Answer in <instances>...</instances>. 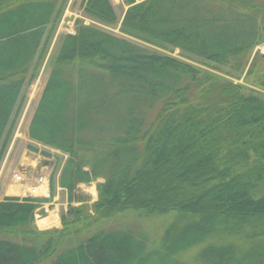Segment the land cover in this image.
<instances>
[{
	"label": "trees",
	"instance_id": "16d2710c",
	"mask_svg": "<svg viewBox=\"0 0 264 264\" xmlns=\"http://www.w3.org/2000/svg\"><path fill=\"white\" fill-rule=\"evenodd\" d=\"M124 2L120 33L160 50L92 25L59 35L28 135L66 156L68 209L61 229L39 230L48 199L0 201V264H167L194 246L193 264H264V96L166 53L241 71L264 39V0ZM64 3L0 0V162ZM83 7L118 23L111 0ZM247 73L264 90L263 56ZM97 178L85 205L78 185ZM127 211L178 223L158 246L127 229L93 230Z\"/></svg>",
	"mask_w": 264,
	"mask_h": 264
},
{
	"label": "rangeland",
	"instance_id": "374dc122",
	"mask_svg": "<svg viewBox=\"0 0 264 264\" xmlns=\"http://www.w3.org/2000/svg\"><path fill=\"white\" fill-rule=\"evenodd\" d=\"M85 0H64V6L62 8V11L60 13V17L57 20L56 24V30L53 36L46 40L42 50V58H39V54L41 53V50H39V54H37V60L41 61V65L39 66L38 71L36 72V76L31 82L27 83L24 90V104L21 109V112L19 114V118L17 120V123L14 128V132L12 134L11 140L9 142V145L6 148L4 157L0 164L3 162V167L5 168L4 171L9 174L10 182L12 183V186L19 187L20 183L19 181L15 180L13 175L16 174H23V182L27 180V178L31 174V170H34L33 176L35 178H43L45 175L48 174L47 181L43 179V181H38V185H43L40 189H34L31 188V190L27 191V196L36 195V197L44 198L43 196L46 194V190H44V187L47 188V185L50 186V181H53V194L55 195L56 202H60V204L63 205L65 203L66 198H68L67 191L66 194H57L59 190L56 188V179H58L61 167L64 163V160L66 156H63L60 152L49 148L47 146L41 145L35 141H33L29 135H28V127L30 120L32 118V115L36 109V106L39 102L40 96L42 94V91L47 83V80L49 78L51 69L53 67L51 60H53V57L55 55V48L57 45V39L60 34H68L67 31L71 33H75L76 27L79 24H85V25H92L97 28L106 30L112 34L126 37L129 40L139 44L142 47H147L150 49H156L160 50L150 44H146L138 39L128 37L126 35H123L119 31V23L123 17L124 12L127 9V5L124 2V0H111V4L113 5L115 12L118 17V23L116 25H108L105 23H102L96 19L90 18L89 16L84 14L83 11V5ZM166 53L171 54L172 56L179 58L183 61L192 63L193 65H196L200 69H203L204 71H207L208 73H211L212 75H215L216 77L228 80L233 82L234 84H238L244 87H248L250 89H254L257 92L261 93L264 96V90L257 88L251 84V78L248 77V70L250 69V64L257 56H263L264 57V39L260 41L259 44L255 45L248 57V62L246 65L242 68L241 71L235 72L230 69H226L224 67H215L211 68L210 66H205L204 64H201L196 58L193 60L191 59H184L182 57L181 52L178 49H175L174 51H166ZM75 68L74 72L75 73ZM76 80V75H74ZM28 152V154H27ZM32 167V168H31ZM34 168V169H33ZM29 171V172H28ZM102 178H97L94 181L90 183H83L80 184L78 187V195H81L83 197V202L85 205L91 206L95 201L97 200V183L102 182ZM42 183V184H41ZM48 186V187H49ZM64 193V191H63ZM52 198V197H50ZM45 199V198H44ZM78 202L73 203L76 205ZM68 209V207H67ZM66 210L61 209L59 212V218L60 221L56 225V218H52V220L47 219L46 217H43L45 215L44 210L38 211L34 224L36 225L37 229L39 230H49V229H61L62 223H61V217L64 215ZM176 214L175 213H168L166 215H156V214H147L144 212H136V211H127L121 215L115 216L114 218H111L109 220L104 221L103 223L99 224L94 229H113V228H122L127 229L130 231H133L135 233H139L143 236H145L146 242L148 243V246H158L160 242V238L163 233H165L168 226L174 223L176 225L178 221L176 220ZM49 220L51 224H45V221ZM53 221V223H52ZM43 222V223H41ZM53 224V225H52ZM88 233V232H86ZM202 246H194L191 248H187L182 250L179 254L173 255L171 258H169V263L171 264L172 261L179 260L180 262L193 264V260H195L194 256L198 249Z\"/></svg>",
	"mask_w": 264,
	"mask_h": 264
},
{
	"label": "crops",
	"instance_id": "0c3cea01",
	"mask_svg": "<svg viewBox=\"0 0 264 264\" xmlns=\"http://www.w3.org/2000/svg\"><path fill=\"white\" fill-rule=\"evenodd\" d=\"M27 154H28V152H27ZM4 169L5 168L3 167V162H2L0 164V201H2L5 197H8V196H20V197L27 196L26 192L31 190V188L34 187L33 190H35L36 188L40 189L43 187V185H38L39 184L38 180H37L38 178H35L33 176L34 170H31L30 176L27 178V180L22 182V184H20L19 187H16V186L13 187L12 183L10 182L9 174L7 172H5ZM46 176L48 177V174L45 175V177ZM56 188L59 190V192L57 193L58 195H59V193L66 194V190L59 187L58 179H56ZM44 190H46V194L43 197L48 198L50 196L49 187H47V188L44 187ZM63 191H64V193H63ZM32 196H36V195H32ZM55 198L56 197L54 195L48 201L42 203L41 206L38 207L37 212L39 210H44L45 215L43 217H46L49 220H52V218H54L53 220H55V218H56V225H57L58 222L60 221V218H59L60 210L61 209L66 210L68 205H69V202H68V198H66L65 203H63V205H62V204H60V202H56L57 198L56 199ZM73 203H75V202H73ZM76 205H78V204H76ZM36 215H37V213H36ZM50 217H52V218H50ZM49 220L45 221V224H51L49 222ZM52 223H53V221H52Z\"/></svg>",
	"mask_w": 264,
	"mask_h": 264
},
{
	"label": "bare ground",
	"instance_id": "6f19581e",
	"mask_svg": "<svg viewBox=\"0 0 264 264\" xmlns=\"http://www.w3.org/2000/svg\"><path fill=\"white\" fill-rule=\"evenodd\" d=\"M42 204V203H41ZM41 204L39 205V207L41 206ZM40 211V210H39ZM36 217V216H35ZM41 223H43V222H41Z\"/></svg>",
	"mask_w": 264,
	"mask_h": 264
},
{
	"label": "built area",
	"instance_id": "2783aa9c",
	"mask_svg": "<svg viewBox=\"0 0 264 264\" xmlns=\"http://www.w3.org/2000/svg\"><path fill=\"white\" fill-rule=\"evenodd\" d=\"M19 178V177H18Z\"/></svg>",
	"mask_w": 264,
	"mask_h": 264
}]
</instances>
